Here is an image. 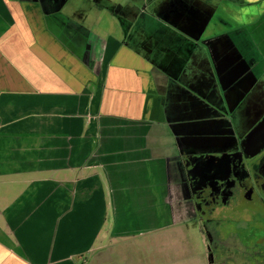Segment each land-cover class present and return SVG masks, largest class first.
<instances>
[{"label":"crops","instance_id":"obj_1","mask_svg":"<svg viewBox=\"0 0 264 264\" xmlns=\"http://www.w3.org/2000/svg\"><path fill=\"white\" fill-rule=\"evenodd\" d=\"M107 1L0 0V264H96L105 234L183 223V117L264 73V0H227L221 37L216 0L176 23Z\"/></svg>","mask_w":264,"mask_h":264},{"label":"flooded vegetation","instance_id":"obj_2","mask_svg":"<svg viewBox=\"0 0 264 264\" xmlns=\"http://www.w3.org/2000/svg\"><path fill=\"white\" fill-rule=\"evenodd\" d=\"M251 81L247 76L228 85L224 99L228 111L237 109ZM198 118L204 125L191 130L195 134L182 140L180 151L185 221L200 222L208 242L240 246L264 264V141L257 139L264 134V116L250 121L242 136L234 135L226 113L213 107L201 108ZM217 254L209 251L207 264H220Z\"/></svg>","mask_w":264,"mask_h":264},{"label":"rangeland","instance_id":"obj_3","mask_svg":"<svg viewBox=\"0 0 264 264\" xmlns=\"http://www.w3.org/2000/svg\"><path fill=\"white\" fill-rule=\"evenodd\" d=\"M129 1L130 0H113L111 3L107 1L106 8L109 9V12L114 11V9L120 12L121 10L116 8L117 3H121L122 6H124L123 8L133 7L134 5L135 9L140 13V16H142L138 18L141 21V18L144 19V16H146L145 14L154 13L163 17L162 19H165L167 22L170 19L171 23L172 21L176 23V18L180 14H185L189 17L192 16L196 19L205 16L206 19H209V13H207V11L213 13V6L215 4V0H131L133 4ZM216 2L217 5L220 3L216 16L217 23L214 25L212 21L211 24L208 25L205 35H209V32H212L217 33V36L221 37L225 35L227 25L229 27L231 24L236 25L237 21H241V14L236 13L234 10L236 6H232L231 2L227 0H216ZM209 5L212 7L210 11ZM112 6H114V9ZM259 7H262V10H260V15L262 16L264 4ZM108 11H106L105 15L107 19L110 15ZM167 14L168 17L166 16ZM170 15L174 17L172 18ZM227 16H230L233 20L228 19ZM252 21H254L252 14L249 18H247V15L245 16L244 22L247 28L252 29L253 25H248V23ZM112 25L113 24H110V28ZM204 39L205 36L203 37V40ZM250 43H253V48L256 50L257 54L260 53V48L264 46V43H260L255 38H250ZM225 97L226 95L223 90L211 88L210 90L203 91L198 98L207 104L209 102L211 106L216 108L219 112L226 113L231 122L234 135L242 136L249 130V126L251 125L250 121L256 116H264V73L234 111L227 110L224 104ZM185 103L188 108L190 101L187 100ZM198 108L205 109L202 105L201 107L198 106ZM208 112L207 110L203 113L206 116L209 114ZM195 117L197 116L183 117L186 119L182 124L183 127L181 124L179 125L181 129L183 128L188 132L187 135L190 134V131L193 130L196 125H204L201 123L202 120L199 121V118L190 120V118L194 119ZM171 119L177 120V117L171 116ZM197 126L196 129H201V127ZM182 137L184 140V136ZM257 139L263 142L264 134L258 136ZM206 226L214 236L215 232L212 230L211 226ZM100 239L103 240L102 237ZM104 240L109 243V246L107 245L104 256H102L96 264H207L209 262L207 260L209 251L216 254L220 253L216 255L217 262L220 261V264H263L250 258L246 251H242L240 246L218 244L216 240H210L208 242L201 231L200 222L194 219L186 220L183 223L171 224L166 228L155 230L148 235L138 234L133 237L122 236L110 240L108 235L105 234ZM226 243L232 244L233 242L227 241ZM227 259L230 260L226 261ZM93 263L94 262H91V264Z\"/></svg>","mask_w":264,"mask_h":264},{"label":"trees","instance_id":"obj_4","mask_svg":"<svg viewBox=\"0 0 264 264\" xmlns=\"http://www.w3.org/2000/svg\"><path fill=\"white\" fill-rule=\"evenodd\" d=\"M231 1H233V2H235V3H239V2H241L240 0H231Z\"/></svg>","mask_w":264,"mask_h":264}]
</instances>
